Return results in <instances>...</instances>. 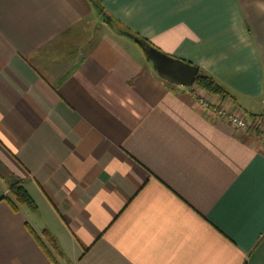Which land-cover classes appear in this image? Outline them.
I'll list each match as a JSON object with an SVG mask.
<instances>
[{
    "label": "crops",
    "instance_id": "0c3cea01",
    "mask_svg": "<svg viewBox=\"0 0 264 264\" xmlns=\"http://www.w3.org/2000/svg\"><path fill=\"white\" fill-rule=\"evenodd\" d=\"M212 108L264 116V0H0V264H264V145Z\"/></svg>",
    "mask_w": 264,
    "mask_h": 264
},
{
    "label": "trees",
    "instance_id": "16d2710c",
    "mask_svg": "<svg viewBox=\"0 0 264 264\" xmlns=\"http://www.w3.org/2000/svg\"><path fill=\"white\" fill-rule=\"evenodd\" d=\"M93 7L97 10V12L100 11V8L94 3H93ZM109 24L111 28L115 30L116 32L127 33L134 40L144 43L149 49H152V50L154 49L153 46L149 42H147L143 38L138 37L135 34L130 33L125 28H122L115 20L110 18ZM192 87L202 90L210 95L218 96L222 100L225 98H229V94L224 90L222 86H220L217 82H215V80L212 77L207 76L202 72L197 73L194 79V82L192 84ZM258 117H261L264 119V116H258ZM2 199L7 203V205L13 211H17L18 208L21 206L28 207L32 210L35 209V205L32 202L31 198L29 197L27 192L24 190L23 186L20 185L18 182H15L9 185L8 193L4 197H2ZM42 237L48 247V250L44 249L46 253L48 254V256L52 260H53V256H52L53 254L58 257L60 253L57 249V246L52 236L48 234L47 232L43 231Z\"/></svg>",
    "mask_w": 264,
    "mask_h": 264
},
{
    "label": "water",
    "instance_id": "95a60500",
    "mask_svg": "<svg viewBox=\"0 0 264 264\" xmlns=\"http://www.w3.org/2000/svg\"><path fill=\"white\" fill-rule=\"evenodd\" d=\"M134 40V39H133ZM141 46L148 59L153 63V66L159 76L170 84L189 87L193 84L198 73L196 67L182 62H173L146 47L140 41L134 40Z\"/></svg>",
    "mask_w": 264,
    "mask_h": 264
},
{
    "label": "built area",
    "instance_id": "2783aa9c",
    "mask_svg": "<svg viewBox=\"0 0 264 264\" xmlns=\"http://www.w3.org/2000/svg\"><path fill=\"white\" fill-rule=\"evenodd\" d=\"M207 108L209 105L203 103ZM212 114L225 121L229 126L245 133L257 136L264 145V119L258 116L239 118L235 113L228 112L223 108H212Z\"/></svg>",
    "mask_w": 264,
    "mask_h": 264
}]
</instances>
